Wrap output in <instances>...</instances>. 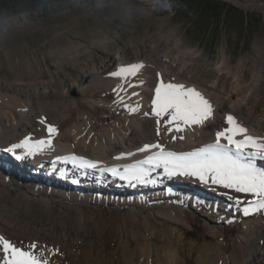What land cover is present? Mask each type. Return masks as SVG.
<instances>
[{"label":"rangeland","instance_id":"rangeland-1","mask_svg":"<svg viewBox=\"0 0 264 264\" xmlns=\"http://www.w3.org/2000/svg\"><path fill=\"white\" fill-rule=\"evenodd\" d=\"M40 1L44 7L0 0V117L12 132L31 114V142L51 139V147L26 160L80 158L73 149L85 147L103 166L108 180L101 182H116L105 167L124 153L102 158L140 131L144 112L133 93L154 98L161 81L182 84L178 71L221 94L204 128L211 129L216 109L226 113L229 95L242 103L246 134L264 143V5H257L264 0H237L252 6L212 0L237 8L243 21L233 13L206 30L187 0ZM135 63L143 65L137 76L111 75ZM167 119L160 126L170 146L214 143L194 126L168 132ZM20 163L0 156V205L19 218L18 224L0 219V236L19 247L36 244L50 264H252L264 247V212L244 217L223 194L159 184L162 168L151 173L152 189L109 191L30 177Z\"/></svg>","mask_w":264,"mask_h":264},{"label":"snow or ice","instance_id":"snow-or-ice-1","mask_svg":"<svg viewBox=\"0 0 264 264\" xmlns=\"http://www.w3.org/2000/svg\"><path fill=\"white\" fill-rule=\"evenodd\" d=\"M142 68V64H130L120 67L111 75L121 81H127L128 77L137 76ZM127 86L132 88L137 85L128 83ZM120 89L124 90L123 84L120 85ZM127 110L136 112L138 108H127ZM151 114L157 118L158 126L161 118L168 117L164 121L167 131L174 130L179 133L185 128L203 126L212 117L213 110L209 101L194 88L161 81L156 86L155 96L151 101ZM145 115L148 114L145 113ZM226 122L228 127L222 131H216L214 143L184 153L165 151L160 143L145 144L139 151L147 152L151 149H158V151L136 164L126 166L122 173L116 168L106 171H110L113 176H118L120 180L130 185L133 182L147 185L157 182L151 178V173L162 168L167 178L181 177L202 185L213 186V190H226L222 194L231 202L230 206L236 207V210L244 217L264 212V163H258L264 162V143L247 135V130L237 124L232 115L226 117ZM47 131L51 136L56 129L50 126ZM156 134L160 135L159 127ZM238 136L242 139H236ZM176 138L172 136L173 140ZM179 138L184 139L183 136ZM222 140L226 143H221ZM44 146L51 147V139L31 142V138L26 137L4 151L12 154L16 161H22L36 155ZM18 149L22 150V154H16ZM127 155L131 156L133 153H127ZM63 159L65 163L70 160L79 168L97 167L96 163L75 156ZM233 193L240 195H233ZM36 248L37 245L34 243L19 247L0 236V262L2 264H50V261L44 258L43 250L37 254Z\"/></svg>","mask_w":264,"mask_h":264},{"label":"bare ground","instance_id":"bare-ground-1","mask_svg":"<svg viewBox=\"0 0 264 264\" xmlns=\"http://www.w3.org/2000/svg\"><path fill=\"white\" fill-rule=\"evenodd\" d=\"M237 2V0H236ZM258 73H261V70H258ZM176 76L182 82V84L188 88H194L196 91L200 92L202 96L211 103V101H219L221 99V94L214 90V87H205V86H198L189 78L185 77L181 71L176 73ZM257 78V77H256ZM255 84V83H254ZM215 85V84H214ZM144 96L141 94L136 95L135 102L142 106V110L144 112V117L139 121L140 124V131H134L132 133L131 139H128L126 142L117 144V149H109L104 152V156L102 159L108 158V155H116L117 157L121 155L124 158L121 161L115 162L114 164L107 165L105 168H120V171L123 172L124 168L128 165L136 164L138 161L144 160L147 156L152 155L154 152L158 151V149H152L147 152H141L139 149L143 148L140 143L142 144H150V143H160L165 151H173L176 153H184L196 150V143L192 142L190 147H177V146H170L167 140V137L162 130L161 126L157 125L156 119L152 118L145 113H151V99L153 98L152 95L149 93L144 92ZM228 105L225 108V114L220 115L218 110L216 109L215 112V120L212 122L211 129H206L204 126H194V129L197 131L199 136H201L204 140H207L208 137L212 136L215 142V133L216 131L224 130L223 125L226 122V117L228 115H232L236 120L237 124L242 126V118H241V110H242V103L240 101H232L229 95L225 96ZM144 101V102H143ZM220 112V111H219ZM219 114V115H218ZM31 117V114H27L26 118L23 122L19 123L18 125L13 127V131L9 132V126L6 125L2 118L0 117V156H7L8 152L4 151V149L9 147V143L15 140H19L21 138H26L28 123L27 121ZM159 127L160 135L158 136L157 128ZM243 127V126H242ZM195 131V132H196ZM193 136V135H192ZM238 139H242L239 137ZM138 140L140 143L138 144ZM199 142V141H198ZM221 143H226V141L222 140ZM139 145L142 146L139 148ZM183 146V145H182ZM72 149V148H71ZM190 149V151H189ZM75 153L80 154V158L84 160L92 161L98 164V160L91 154V152L86 149L85 147L81 148H74ZM127 153H133V155L129 156ZM10 154V153H9ZM17 155H20L16 153ZM13 157V155H12ZM111 158V157H110ZM23 170L29 175L30 177H38V178H45L55 180L60 183L66 184L67 181H74L78 187L82 188H91L93 186L106 188L109 191H141L146 189H152L154 184H147V185H140L133 182L131 185L126 182L118 179L116 182L113 181L111 184L101 182V179L107 181L108 179L101 173L103 166H97L94 169H87V168H79L78 166L74 169L70 168L68 163H65L64 160H51L46 158H36L34 160H22L20 161ZM264 163V162H258ZM162 184H175L178 187L191 189L193 190L196 186H201L204 190H208L209 192L222 194L224 190H213V186L202 185L199 182H194L189 179L181 178V177H173L167 178L164 176L161 178ZM160 181V180H159ZM101 182V183H100ZM97 183V184H96ZM56 184V183H54ZM57 185V184H56ZM110 187V188H108ZM8 206L6 204L0 205V219L3 222L9 221L15 224H18L19 218L8 210ZM29 224L25 225L28 226ZM29 227V226H28ZM31 227V226H30ZM252 264H264V247L260 249L257 253L254 254Z\"/></svg>","mask_w":264,"mask_h":264},{"label":"trees","instance_id":"trees-1","mask_svg":"<svg viewBox=\"0 0 264 264\" xmlns=\"http://www.w3.org/2000/svg\"><path fill=\"white\" fill-rule=\"evenodd\" d=\"M34 2L40 4L42 7L45 6L44 3H42L40 0H33ZM185 1V0H184ZM190 4L194 5V9L197 11V14H199L202 18L203 27L205 30L208 28V26L211 23H214V25L220 26L224 21L228 20L233 13L239 14V17L241 18V23L243 21V17L241 16V12L229 5L220 4L216 1L212 0H187ZM235 15V14H234Z\"/></svg>","mask_w":264,"mask_h":264},{"label":"water","instance_id":"water-1","mask_svg":"<svg viewBox=\"0 0 264 264\" xmlns=\"http://www.w3.org/2000/svg\"><path fill=\"white\" fill-rule=\"evenodd\" d=\"M236 6H252L254 3H238L236 0H230ZM257 5H264L263 3H257Z\"/></svg>","mask_w":264,"mask_h":264}]
</instances>
